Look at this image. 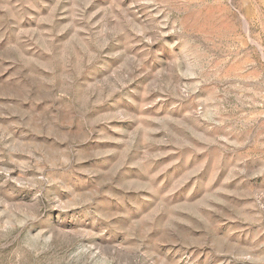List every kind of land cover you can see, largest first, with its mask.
<instances>
[{"label":"rangeland","instance_id":"rangeland-1","mask_svg":"<svg viewBox=\"0 0 264 264\" xmlns=\"http://www.w3.org/2000/svg\"><path fill=\"white\" fill-rule=\"evenodd\" d=\"M0 264H264V0H0Z\"/></svg>","mask_w":264,"mask_h":264}]
</instances>
